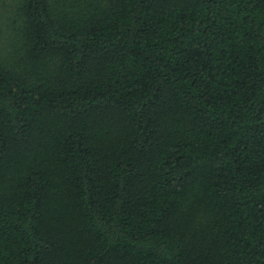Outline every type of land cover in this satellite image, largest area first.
Returning <instances> with one entry per match:
<instances>
[{
	"label": "trees",
	"instance_id": "trees-1",
	"mask_svg": "<svg viewBox=\"0 0 264 264\" xmlns=\"http://www.w3.org/2000/svg\"><path fill=\"white\" fill-rule=\"evenodd\" d=\"M12 20L0 264H264V0H17Z\"/></svg>",
	"mask_w": 264,
	"mask_h": 264
},
{
	"label": "rangeland",
	"instance_id": "rangeland-1",
	"mask_svg": "<svg viewBox=\"0 0 264 264\" xmlns=\"http://www.w3.org/2000/svg\"><path fill=\"white\" fill-rule=\"evenodd\" d=\"M17 0H0V48L7 45L11 24H13V6ZM9 26V28H8Z\"/></svg>",
	"mask_w": 264,
	"mask_h": 264
}]
</instances>
